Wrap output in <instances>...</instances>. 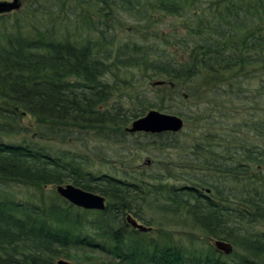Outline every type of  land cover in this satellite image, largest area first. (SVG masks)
<instances>
[{
  "label": "trees",
  "instance_id": "trees-1",
  "mask_svg": "<svg viewBox=\"0 0 264 264\" xmlns=\"http://www.w3.org/2000/svg\"><path fill=\"white\" fill-rule=\"evenodd\" d=\"M21 1L0 14V264L73 251L95 264H264V0ZM156 15L176 18L167 33ZM135 71L164 81L158 101L127 82ZM123 87L134 111L108 106ZM176 97L180 132L126 133ZM127 134L160 139L166 154L136 169L82 147ZM64 183L102 194L105 210L69 203L54 188Z\"/></svg>",
  "mask_w": 264,
  "mask_h": 264
},
{
  "label": "rangeland",
  "instance_id": "rangeland-1",
  "mask_svg": "<svg viewBox=\"0 0 264 264\" xmlns=\"http://www.w3.org/2000/svg\"><path fill=\"white\" fill-rule=\"evenodd\" d=\"M68 1L74 7L78 3V0H68ZM21 6H22V1H21L19 9L21 8ZM175 20H176V18L174 16H164V15H162V16L161 15H156L153 18V21H155V24L157 26H159V28L162 29L163 33H167L168 32V30L165 27L171 26L172 24H174ZM129 27H131V26H129ZM126 36H127V33H122L120 35V37H122V38H125ZM133 73H134V76L136 77V79L138 81H136V80H127V82L130 81V83H135V86L139 89L140 92L144 93L145 97H148L151 100L154 99L155 101H158V98L155 96L154 93H157V94L160 93V85L161 84L153 85L152 83L154 81H156V80H159V79H155V78L148 79V77H147V73L148 72H145V71H142V72L141 71H135ZM133 73L131 72L128 76H132ZM136 83H137V85H136ZM127 86H130V85L127 84ZM132 89H133L132 87H128V88L123 87V89L121 90V94H123V95L120 94L119 96L115 97L117 100L114 99V101L109 102V104H108L109 108L110 109L116 108V110H118V111L119 110L120 111L128 110V109L134 111L136 108H138V105L136 103H133L130 100V96H132V93L130 92V90H132ZM140 92H138V93H140ZM118 100H121V102L120 103H118V102L116 103V101H118ZM168 103H171V105L173 107L172 110L171 109H167V108L160 109V108L155 107V106H152V107L149 106L146 110H144L142 112V115L145 114L146 112H148L149 109H156V110H159V111L169 112V113H174V114H177L176 111H178V110H186V106L178 99V97H176L173 101H170L169 99H167L164 104H168ZM214 120L217 121V120H220V119L217 116V117H215ZM31 122H33L32 118L30 119L29 116H27V115H23L21 117V121H19L21 126H24L25 128H28V129L32 128V125H30ZM131 122H132V120L128 122V126L130 125ZM128 126H126V127H128ZM221 127H223L222 122H217V123L214 122L212 125H208V128H206V130L217 131V130H220ZM181 130H179L178 132H180ZM178 132H176V133H178ZM126 133H128V132L126 131ZM192 134L196 135V136H199L200 130H198V132H196V133L193 132ZM181 137H182V139H184L187 136H184V135L181 134ZM122 139H123V141L120 142V143L119 142H115V143L108 142V143L105 144V143H100V142L97 143V141H95V142H92L93 144H91V142H90V144H88L86 146H82V147H83L84 151H86L89 154H92L89 149H92L91 147L94 146V144H100L103 147H105L104 148L105 150L109 151L108 155H111L110 158H109L110 162H114L116 165H120L119 160H121L122 158H120L118 155L126 156L127 158L130 157V159L131 158L133 159V161H131V163L132 164L136 163V165H131V166L132 167L136 166V169L141 168V164H146V163L151 164L153 162V158H151L150 156H154V155L155 156H162V155L166 154V151L165 152H159L155 148V146L153 145L154 142L160 141V139L158 140V138L148 137V136H145L144 134H142V135L127 134ZM74 142L75 141L71 142L70 140H67L65 143H63V145L64 146H73L74 147V144H73ZM171 153H172L171 151L168 152V154H171ZM117 159H119V160H117ZM193 170L197 171L198 174L203 172L202 170H200L198 168H195V167L193 168ZM49 188L50 187H46V189H49ZM18 191H21V193L25 192V190L22 191V189H19ZM261 228L264 229V226L263 227L261 226ZM73 252H77V255H74V254L71 253V255H72L71 258L59 257V258L55 259V263H56V261L58 259L62 258V259L68 260L72 264H95V262L92 261L93 260V256H92V254L90 255V252H85L82 255L80 254L79 251H73Z\"/></svg>",
  "mask_w": 264,
  "mask_h": 264
},
{
  "label": "water",
  "instance_id": "water-1",
  "mask_svg": "<svg viewBox=\"0 0 264 264\" xmlns=\"http://www.w3.org/2000/svg\"><path fill=\"white\" fill-rule=\"evenodd\" d=\"M21 0H0V14L8 13L19 9ZM164 81L156 80L154 85L163 84ZM186 97V96H185ZM184 121L180 115L163 112L156 109H149L142 116L132 120L130 125L125 128L128 133L145 132L151 134H159L163 132L176 133L183 128ZM56 192L66 199L69 203L87 210L103 211L106 208L105 197L96 192L82 189L72 183H64L54 185ZM127 221L132 227L142 231L148 230L150 227L140 223L130 213L126 216ZM212 243L218 251L228 254L231 251L229 242L222 239H212ZM55 264H72L68 260L58 259Z\"/></svg>",
  "mask_w": 264,
  "mask_h": 264
},
{
  "label": "bare ground",
  "instance_id": "bare-ground-1",
  "mask_svg": "<svg viewBox=\"0 0 264 264\" xmlns=\"http://www.w3.org/2000/svg\"><path fill=\"white\" fill-rule=\"evenodd\" d=\"M139 222V221H138Z\"/></svg>",
  "mask_w": 264,
  "mask_h": 264
}]
</instances>
